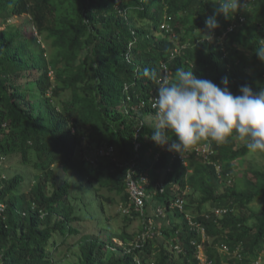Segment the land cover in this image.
Masks as SVG:
<instances>
[{
	"label": "trees",
	"instance_id": "obj_1",
	"mask_svg": "<svg viewBox=\"0 0 264 264\" xmlns=\"http://www.w3.org/2000/svg\"><path fill=\"white\" fill-rule=\"evenodd\" d=\"M241 2L232 17L218 16L219 42L181 48L184 40L171 36L168 26L177 33L195 28L183 13H214L211 0H0V264H256L264 253V200L256 210L249 205L264 195V165L248 168L238 191L221 192L217 177L188 171L167 146L150 139L158 85L144 75L146 68L169 76L184 68L218 85L227 77L234 95L245 84L254 92L264 88V60L256 53L264 39V0ZM23 14L36 36L10 27L9 20ZM135 142L141 145L136 153ZM54 148L68 150L61 156ZM80 148L86 149L82 164L74 156ZM110 148L112 155L100 153ZM135 155L152 179H173L177 189L156 195L143 216L133 205L129 213L121 209L126 224L112 230L107 208L115 202L102 191L128 207L125 168ZM18 156L14 167L33 170L32 186L1 165ZM75 166L84 172L85 187L67 181ZM184 189V211L170 209ZM162 199L167 207L157 214ZM212 208L227 212L205 217ZM134 218L141 224L132 235L126 225ZM85 221L99 231L81 234ZM199 221L203 230L195 226ZM238 245L242 259L235 257Z\"/></svg>",
	"mask_w": 264,
	"mask_h": 264
},
{
	"label": "clouds",
	"instance_id": "obj_2",
	"mask_svg": "<svg viewBox=\"0 0 264 264\" xmlns=\"http://www.w3.org/2000/svg\"><path fill=\"white\" fill-rule=\"evenodd\" d=\"M211 2L213 5H217L214 13L212 10L203 12L202 16L196 15L199 11L195 14L183 13L195 22V28H182L181 32L177 33L172 26H168L170 31L173 32L171 36L184 40L183 43H178L177 40V46L186 48L188 45L199 46L205 42H219L214 39L216 29L220 27L218 16L222 15L225 19H228L244 7L241 0H211ZM243 20L244 18L241 17L240 21ZM232 27L233 25L228 30H231ZM225 35L226 33H223L220 38L222 39ZM258 43L259 48L256 53L261 60H264V39H261ZM223 49L225 50V48ZM222 56L226 57L227 54ZM240 58L241 55L234 63L233 69L239 67ZM144 75L158 85L152 103L156 116L155 119L152 115L155 130L152 132L150 139L159 146H167L166 151H169L173 157L177 155L184 166H188V171L195 167L212 178L217 177L221 182L218 183L221 192H225L228 187H235L236 191L243 189V175L248 168L240 175L238 167L241 164V158L249 153L264 152V88L254 92L251 86L245 84L239 88L241 94L234 95L229 88L227 77L222 78L218 85L212 80L198 78L192 70H185L184 68H177L171 76L157 69L146 68ZM140 146V142H135L134 153ZM246 148L248 151L244 150ZM82 149L86 150L80 148L74 153L79 164H82L80 162ZM53 150L63 156L68 149L56 150L54 148ZM97 151L99 152V150ZM111 151L112 148L109 151L103 149L100 150V153L112 155L113 152L110 153ZM148 154L152 153L148 152ZM136 157L137 155H135V159ZM135 159L129 162V165L125 168L124 181L130 198L128 207L122 206L117 195H113L112 200L120 202L119 211L122 209V212L129 213V207L133 205V210L138 211L143 216L147 211L146 205L149 201L152 203L156 195L166 194V190L177 188L173 179L168 182L163 178L152 179L146 171L140 169L138 159ZM195 161L198 164L195 165ZM117 167L123 168V165L117 164ZM66 174L68 180L66 177L65 179L67 181L76 186L81 184L84 186V172H81L79 167L75 166V171L69 167ZM238 178H242V187L240 188L236 185ZM33 184L32 181L28 186ZM135 188L141 191V194L138 195L141 202H138L137 196L134 194ZM152 191L153 196L150 195ZM185 194V189L181 195L176 193L168 203L169 208L180 212L184 211L186 205ZM177 200H182L180 202L181 206L178 205ZM155 205V212L164 214L167 207L164 199L159 200ZM225 212H227L226 208H212L205 217L210 214L220 217ZM187 215L190 218V215ZM147 221L151 223L152 218L148 217ZM194 224L192 222V225ZM195 226L202 229L200 221ZM203 241L204 239H201V243L197 244V256L200 259H203L205 253ZM216 247L219 252L225 251L223 246ZM219 247H222L223 250H220ZM240 247L238 245L235 248V253L238 254L235 257H238V259H242L240 257L242 254H239V250L241 252ZM200 251L202 256H199ZM227 252H229L228 249ZM259 259L255 262L256 264L260 263Z\"/></svg>",
	"mask_w": 264,
	"mask_h": 264
},
{
	"label": "rangeland",
	"instance_id": "obj_3",
	"mask_svg": "<svg viewBox=\"0 0 264 264\" xmlns=\"http://www.w3.org/2000/svg\"><path fill=\"white\" fill-rule=\"evenodd\" d=\"M10 23V27L14 28L16 27L20 33L22 34H27V36L30 35H37L36 30L34 29L31 19L28 15H21L20 17H13L11 20H9ZM7 24H2V27H5ZM41 46H45L46 44H44L43 42H41ZM29 73H31V71H29ZM50 74L53 76V73L50 72ZM32 75H29L27 78H30ZM23 79H20V81H22ZM239 144H241L239 142ZM20 160V156H18L16 159L14 158H9V159H4L1 161V165L2 166H6L7 167V173L9 175H12V173L14 172H18V173H22L25 175L26 177V181L28 184H31L33 181V170L31 168L29 169H24L23 167H17L15 168L14 166H18L17 164L18 161ZM264 165V154L263 152H257V153H249L247 154V156L241 158V164L238 167V172H240V175L243 174V172H245L246 168H251V167H263ZM9 166H13V167H9ZM241 168V169H240ZM170 169H167L166 171H169ZM236 171V168L234 169ZM236 185L240 188L242 187V178H238L236 181ZM28 186V185H27ZM103 193L105 194L106 192L103 191ZM153 191L150 193V195L153 196ZM107 195H110L111 197L114 195L113 193H108ZM151 196V197H152ZM264 200V195H262L261 197H258V199L254 200L253 202L250 203V207L251 209H257L260 206V201ZM115 203H110V206H108L107 208V215L109 217H111V221L108 220L110 222V224L112 225V230H119L121 227H124V225L126 224V222L124 221V219L122 218L123 216L121 215V211L118 210L120 202L114 201ZM95 221V220H94ZM94 221H92V223H89L90 225L88 226V224L86 223L87 221L82 223L81 226V234L86 233V232H94L97 233L99 230L97 229L96 225L94 224ZM141 224V220L140 218H134L133 221L131 223H128L126 225V229L130 232V234H134L135 232H137L139 225ZM122 229V228H121ZM77 237L74 238H68L65 242L66 243H71L74 242L76 240ZM202 239H205V235L203 234ZM116 240L119 244H121L120 240L114 239ZM71 241V242H69ZM212 241V240H211ZM65 244L63 246L59 247V251H62L59 255V257H61V255L64 254V252L66 251V246ZM220 250H223L222 247H219ZM70 254V253H69ZM199 256H202V252H199ZM67 260H71L72 259V255H66ZM261 264H264V253H262V257L259 259ZM202 264V262H201ZM204 264V263H203ZM227 264V263H224Z\"/></svg>",
	"mask_w": 264,
	"mask_h": 264
},
{
	"label": "built area",
	"instance_id": "obj_4",
	"mask_svg": "<svg viewBox=\"0 0 264 264\" xmlns=\"http://www.w3.org/2000/svg\"><path fill=\"white\" fill-rule=\"evenodd\" d=\"M134 194L137 196V200H138V202H141L140 199H139V197H138V195L141 194V191H139V190H137V189L135 188V189H134ZM180 202H182V200H181V201H180V200H177V203H178L179 206H181Z\"/></svg>",
	"mask_w": 264,
	"mask_h": 264
}]
</instances>
